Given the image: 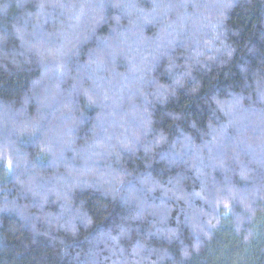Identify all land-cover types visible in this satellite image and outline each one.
I'll use <instances>...</instances> for the list:
<instances>
[{"label":"trees","instance_id":"16d2710c","mask_svg":"<svg viewBox=\"0 0 264 264\" xmlns=\"http://www.w3.org/2000/svg\"><path fill=\"white\" fill-rule=\"evenodd\" d=\"M241 141L264 145V0H0V264H264Z\"/></svg>","mask_w":264,"mask_h":264},{"label":"rangeland","instance_id":"374dc122","mask_svg":"<svg viewBox=\"0 0 264 264\" xmlns=\"http://www.w3.org/2000/svg\"><path fill=\"white\" fill-rule=\"evenodd\" d=\"M41 14V13H40ZM48 20V19H47ZM219 26H221V24L219 23ZM212 27H214V23H209V24H207V25H205V26H201V27H199V28H201V29H199L197 32H195V34L196 33H199V32H201V31H203V28H210V29H212V30H215V28H212ZM206 30V29H205ZM191 31V30H190ZM203 34H204V32H201V37L203 36ZM198 38H199V36H197ZM244 119V118H243ZM249 121H250V117H248L247 118ZM257 121H258V119H256ZM238 124H243V123H241V122H239ZM228 129H229V131H232V132H234V133H238L239 134V132L241 131V130H239V129H237V124H233L232 126H228L227 127ZM217 140L218 141H220L221 140V144H213V146L212 147H209L208 149V154H210V156L209 157H211V159L213 160V159H215V157H218V154L221 152V151H223V143H229L230 142V140L231 139H227V138H224V137H222V136H220V133H218L217 134ZM218 145V146H217ZM223 145V146H222ZM228 145H231V149H233V148H235V147H237L236 145H234V143H229ZM240 145L241 146H243V147H248V150L252 153V156H261V158H263L264 157V145H262V146H260V147H258V146H252V150H251V148L249 147V144L248 143H244V142H240ZM225 146H227V145H225ZM227 148H229L230 149V147H227ZM189 149H191V148H189ZM242 150L245 152V153H248V154H250V152L248 151V150H246L245 148H242ZM254 151H256L257 153H259V154H257L256 152L254 153ZM197 198V197H196ZM197 199H199V198H197ZM201 202L203 203V204H207V202L206 201H204V200H201ZM212 206V205H211ZM214 206V205H213ZM212 206V207H213ZM61 212V211H60ZM63 213H65V214H63ZM68 213V211L67 212H61L60 214H59V216H60V220H64V219H66L65 218V215H68L67 214ZM78 218H79V221H82V216L81 215H79L78 216V212H76V214H75ZM67 220V219H66ZM94 242V246L95 245H99V244H102V243H109V242H112V239H111V236H109V234H101L99 237H97V238H95V241L93 240L92 241V243ZM110 250V249H109ZM121 254V253H120ZM141 254H139V256H140ZM108 256V261H110V263L109 264H126V262H124V261H126L127 259H126V257H125V255L124 254H121V255H118V256H121L122 257V259H124V260H114L113 259V257L115 256L114 254H111V250H110V254H108L107 255ZM126 259V260H125ZM89 264H95V262H94V260H90L89 261ZM97 264V263H96ZM99 264V263H98Z\"/></svg>","mask_w":264,"mask_h":264}]
</instances>
